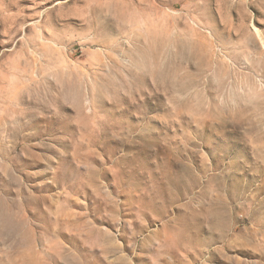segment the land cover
Here are the masks:
<instances>
[{"label":"rangeland","instance_id":"374dc122","mask_svg":"<svg viewBox=\"0 0 264 264\" xmlns=\"http://www.w3.org/2000/svg\"><path fill=\"white\" fill-rule=\"evenodd\" d=\"M0 264H264V0H0Z\"/></svg>","mask_w":264,"mask_h":264}]
</instances>
